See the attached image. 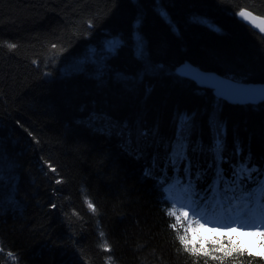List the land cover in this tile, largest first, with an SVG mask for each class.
<instances>
[{"label":"trees","instance_id":"1","mask_svg":"<svg viewBox=\"0 0 264 264\" xmlns=\"http://www.w3.org/2000/svg\"><path fill=\"white\" fill-rule=\"evenodd\" d=\"M241 9L264 18V0H0V264H264L190 243L166 193L191 180L218 212L223 185L232 199L264 182V102L231 105L176 74L188 62L264 83V33Z\"/></svg>","mask_w":264,"mask_h":264},{"label":"rangeland","instance_id":"2","mask_svg":"<svg viewBox=\"0 0 264 264\" xmlns=\"http://www.w3.org/2000/svg\"><path fill=\"white\" fill-rule=\"evenodd\" d=\"M136 44L139 50L140 42L138 36L135 37ZM112 41L119 40L117 38H109L104 41L102 45V53L113 52L108 48V44ZM116 49V48H115ZM93 49L89 50V54L85 58L78 62L84 63L86 61H93L97 57ZM99 57L100 54H99ZM241 167V166H240ZM240 167L234 170L235 175H238V170ZM249 170V168H248ZM189 180L180 181V189L177 191L176 195H172L171 191L173 189V184L169 185L166 189L167 199L171 202L172 210L174 211V218L179 226L185 228L186 226V238L187 240L194 244H204L205 242H224V243H234L235 245L241 246L250 252L264 256V242L259 235H253L252 233L264 232V203H261V194L259 192L260 186L264 185V182L258 183L256 188L252 189V192L246 193L245 195L234 196L233 203L228 204V209H225L219 200L221 206L216 212L215 206H209L205 209V206L199 207L200 210H206L209 217L218 221L219 224H227L230 227H220L216 224H205L204 220L197 216H193L189 208H181L179 205L173 204V201H178L187 204L190 199L197 200V196L188 197L185 189L188 186ZM225 184V181H222ZM217 188V184L215 185ZM231 189L233 187L230 184ZM224 191L223 196L225 199L231 200V196L228 194V186L223 185ZM218 190V189H217ZM218 201V199H216ZM205 202V201H204ZM187 212L188 215H184ZM241 223H246L247 227H241ZM235 229V230H231ZM229 241V242H226Z\"/></svg>","mask_w":264,"mask_h":264},{"label":"water","instance_id":"3","mask_svg":"<svg viewBox=\"0 0 264 264\" xmlns=\"http://www.w3.org/2000/svg\"><path fill=\"white\" fill-rule=\"evenodd\" d=\"M239 17V16H238ZM253 19L243 21L251 29L264 33L261 23L264 18L252 14ZM242 20L241 17H239ZM176 74L181 78L191 81L198 88L209 90L217 100L231 105H258L264 102V84L242 83L222 77L214 72L202 71L188 62L181 64L176 69Z\"/></svg>","mask_w":264,"mask_h":264},{"label":"snow or ice","instance_id":"4","mask_svg":"<svg viewBox=\"0 0 264 264\" xmlns=\"http://www.w3.org/2000/svg\"><path fill=\"white\" fill-rule=\"evenodd\" d=\"M165 19H167V13L164 12L163 10H161L160 13ZM236 15H238L239 17L242 18V22L243 21H248L250 18L252 17V13L248 12L246 9H241L238 13H236ZM253 19H258V18H253ZM262 24H264V20L261 21ZM212 30H219L215 25L211 26ZM261 31L264 32V27H261ZM264 38V37H262ZM118 46V42L117 41H112L108 44V48L112 51L115 50V48ZM9 47H15V45H9ZM213 149L215 151V153L217 154V156L219 157V154L223 151V144L221 143V141L219 139L216 140ZM186 151H187V147L186 145H184L181 141L178 140L177 145L173 148V155L172 157L169 158V162L172 164L173 168L175 169L176 166L183 160L187 159V155H186ZM53 172L55 171L54 168L51 169ZM186 175H189V171L186 169L185 172ZM245 174H248L250 176V172L247 168L246 165H242L240 167V169L238 170V175L243 177ZM145 175H151L150 171L145 172ZM199 178V177H198ZM0 179H2V176H0ZM178 180V177H177ZM57 183H60L59 180H57ZM215 184H217L218 186V181L214 182ZM185 192L187 193L188 197H195L196 195H198L195 192V185L192 183L191 180H189L188 182V186L185 189ZM259 192L261 194L262 197V201L261 203H264V185L260 186L259 188ZM174 206L175 205H179V207L181 208H189L191 211V214L193 216H197L200 219L204 220L205 224H216L217 226L220 227H230V225L227 224H219L217 220L210 218L207 211L206 210H200L199 209V201L195 200V199H190L189 202L187 204L182 203V202H178V201H173ZM87 206L90 210H92L93 212L96 211L95 206L91 203V202H87ZM207 208V205H205V209ZM170 215H172V212H169ZM184 215H188L187 212L184 213ZM171 227H175L174 225H170ZM241 227H247L249 225H247L246 223H241L240 225ZM231 230H235V229H231ZM253 235H259L262 239V242H264V232H258V233H252ZM101 235H103V233H101ZM178 239L180 240L181 244L184 245L185 250H190L188 248V241L185 240L184 237L180 236L178 237ZM105 250H109L107 248V245H104ZM192 251H195V249H192ZM230 254V253H228Z\"/></svg>","mask_w":264,"mask_h":264},{"label":"bare ground","instance_id":"5","mask_svg":"<svg viewBox=\"0 0 264 264\" xmlns=\"http://www.w3.org/2000/svg\"><path fill=\"white\" fill-rule=\"evenodd\" d=\"M223 77V76H222ZM232 80V79H231ZM235 81V80H234ZM254 84H264V83H254Z\"/></svg>","mask_w":264,"mask_h":264}]
</instances>
